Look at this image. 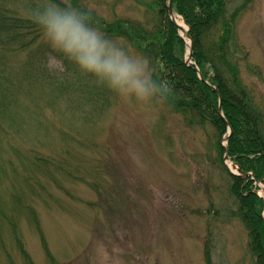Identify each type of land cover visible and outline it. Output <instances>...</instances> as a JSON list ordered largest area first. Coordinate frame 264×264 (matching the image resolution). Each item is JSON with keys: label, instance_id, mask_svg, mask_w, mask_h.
<instances>
[{"label": "rangeland", "instance_id": "rangeland-1", "mask_svg": "<svg viewBox=\"0 0 264 264\" xmlns=\"http://www.w3.org/2000/svg\"><path fill=\"white\" fill-rule=\"evenodd\" d=\"M57 1L99 28L124 22L148 34L170 20L168 0ZM0 2L31 26L23 48L0 47L9 81L0 87L9 97L0 108V264H256L229 188L236 168L222 163L213 130L160 98L121 100L61 63L31 19L47 0ZM239 8L224 50L264 136V0H227L229 13ZM254 186L263 199L264 183Z\"/></svg>", "mask_w": 264, "mask_h": 264}, {"label": "trees", "instance_id": "trees-1", "mask_svg": "<svg viewBox=\"0 0 264 264\" xmlns=\"http://www.w3.org/2000/svg\"><path fill=\"white\" fill-rule=\"evenodd\" d=\"M164 1L160 0V7H163ZM172 6L189 27L194 67L184 64V43L178 36L177 28L168 19L165 22L158 20L148 34L139 26L124 22L103 24L100 30L109 38L124 37L131 43L135 41L139 46L135 45L137 49L153 57L155 78L166 82L170 89L160 99L176 115L186 119L189 125L209 126L213 130L212 138L217 141L216 152L222 158L224 149L218 139L226 134V127L218 111L221 101L222 115L231 129L227 157L241 174L250 173L254 178L231 176L229 188L237 198L240 215L249 234L248 248L256 256V264H264V223L261 217L264 204L255 194L254 186V182L264 179L262 117L253 108L249 94L239 82L238 70L228 63V48L225 49L240 8L228 13L227 0H172ZM159 13L161 17L162 11ZM29 29V21L10 18L0 2L1 48H23L25 45L21 38L23 32ZM218 37L216 44L214 39ZM152 57H146L150 64ZM196 67L202 80L198 78ZM5 72V69L0 70V87L8 91L9 81ZM8 99V96L2 95L0 108H4Z\"/></svg>", "mask_w": 264, "mask_h": 264}, {"label": "clouds", "instance_id": "clouds-1", "mask_svg": "<svg viewBox=\"0 0 264 264\" xmlns=\"http://www.w3.org/2000/svg\"><path fill=\"white\" fill-rule=\"evenodd\" d=\"M31 19L61 63L68 62L119 99L143 104L168 94L169 86L155 78L150 62L106 36L87 11L47 0L31 11Z\"/></svg>", "mask_w": 264, "mask_h": 264}, {"label": "water", "instance_id": "water-1", "mask_svg": "<svg viewBox=\"0 0 264 264\" xmlns=\"http://www.w3.org/2000/svg\"><path fill=\"white\" fill-rule=\"evenodd\" d=\"M168 14L170 17L172 16L171 0H169ZM190 58H191V47H189L188 60H190ZM219 111H220V107H219ZM224 123H225V125H227L226 122H224ZM229 133H230V130H229ZM225 156H226V154H225Z\"/></svg>", "mask_w": 264, "mask_h": 264}, {"label": "bare ground", "instance_id": "bare-ground-1", "mask_svg": "<svg viewBox=\"0 0 264 264\" xmlns=\"http://www.w3.org/2000/svg\"><path fill=\"white\" fill-rule=\"evenodd\" d=\"M177 24H178L181 28H185L183 23H181V22L178 21Z\"/></svg>", "mask_w": 264, "mask_h": 264}]
</instances>
